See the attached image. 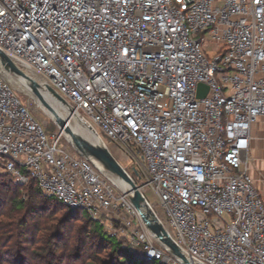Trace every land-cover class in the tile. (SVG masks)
I'll use <instances>...</instances> for the list:
<instances>
[{
	"label": "built area",
	"instance_id": "2783aa9c",
	"mask_svg": "<svg viewBox=\"0 0 264 264\" xmlns=\"http://www.w3.org/2000/svg\"><path fill=\"white\" fill-rule=\"evenodd\" d=\"M0 50L123 161L138 158L145 178L118 164L191 264H264V197L248 169L252 127L264 118V0H0ZM17 91L0 72V175L36 180L101 226L119 222L112 234L150 263L187 264L64 141L70 119L49 131L54 118Z\"/></svg>",
	"mask_w": 264,
	"mask_h": 264
},
{
	"label": "trees",
	"instance_id": "16d2710c",
	"mask_svg": "<svg viewBox=\"0 0 264 264\" xmlns=\"http://www.w3.org/2000/svg\"><path fill=\"white\" fill-rule=\"evenodd\" d=\"M0 72L9 76L1 64ZM78 152L83 156L88 153ZM124 174L121 175L123 180L133 189L132 182ZM24 192L27 198L22 197ZM44 202L49 204V209L38 208ZM54 208L65 210L71 220L78 215L86 221L79 231L84 237L62 241L61 225L55 223L51 214L44 215ZM80 212L44 194L32 178L22 185L13 175L1 174L0 264H138V259H144L130 252L116 238L110 240L102 226L88 215L81 216ZM103 252H107L105 256ZM143 264L152 263L144 259Z\"/></svg>",
	"mask_w": 264,
	"mask_h": 264
},
{
	"label": "water",
	"instance_id": "95a60500",
	"mask_svg": "<svg viewBox=\"0 0 264 264\" xmlns=\"http://www.w3.org/2000/svg\"><path fill=\"white\" fill-rule=\"evenodd\" d=\"M0 64L8 73V75L14 80L16 85L19 87L20 91L27 97L34 100L40 106L50 108V109H59L63 112H66L69 117L74 118L80 125H82L86 132V143L88 146V153L84 156L90 157L97 167V169L108 179L110 180L120 191L127 194L129 200L138 210L143 222L146 227L152 232L158 241L171 251L175 256L185 261L187 264H191L184 254L181 252L178 245L172 240L166 228L164 227L161 220L157 217L155 212L144 202L143 196L139 191H135L136 187L131 179L127 176L126 172L118 166H113L111 168L108 166L97 154V146L95 141L92 139V135H96L95 129L84 119V117L75 112V110L65 101L57 98H53L45 93L39 91L38 89L31 88L27 85L25 77L22 76V71L13 63L11 58L0 50ZM209 91V87L205 84H200L198 89L197 96L199 98L205 97ZM65 120H63L62 128L65 126ZM67 127L65 129H68ZM71 142L73 145L76 144V139L74 135H71ZM77 149V148H76ZM78 152V149L76 150ZM79 153V152H78ZM119 168V169H118ZM124 175L132 182L133 189L127 186L122 176Z\"/></svg>",
	"mask_w": 264,
	"mask_h": 264
},
{
	"label": "rangeland",
	"instance_id": "374dc122",
	"mask_svg": "<svg viewBox=\"0 0 264 264\" xmlns=\"http://www.w3.org/2000/svg\"><path fill=\"white\" fill-rule=\"evenodd\" d=\"M207 44H208V41H205L203 43L204 49H206ZM210 50H212L211 47H209V51ZM208 54H211V53L208 52ZM22 76L25 77L28 81H31L33 84H35L37 89L43 88L47 95H49L53 98L63 99L62 96L56 90H54L52 88L45 87L44 79L41 76L37 75L36 73H34L32 71H25V73H24V71H23ZM15 86H16V84H15ZM18 91H17L18 94L19 93L21 94L20 89H18ZM20 97H21L22 101L28 106H36V104H37L34 100H32L31 98H29L23 94H21ZM39 113H40L41 118H43V119H49V116H52L54 118V121L51 120V122L48 126V130L51 132H55L58 129H61L62 125H63V120H66V118H67L66 116H64L65 114H61V113L55 111L54 109H50V108H46V107H43L42 110H39ZM97 132L98 131H96V135H95V143H96L97 148H99L102 151H107L113 166L114 165L118 166L119 165L118 160L123 161L124 158H121L116 153V151H115L116 149L114 148V143L110 139H108L102 135L100 136ZM71 135H74V137L76 139V144H74V145H73V142H71ZM64 141L70 143V145L73 146V148L75 150L78 149L82 153L88 152V146H87V143L85 140V135H84L83 131L81 130V128L77 125L75 120H73L71 126H69V128L66 130L65 136H64ZM250 160H251V158H250ZM131 161H126V162L123 161V163L126 166H129L130 170L132 169V167H136L137 170L139 171V175L142 178H145L144 171H143L141 165L138 163V158L135 156ZM145 195L150 202H159L160 201V199L156 196V194L154 193V191L152 189L147 190L145 192ZM25 196H26V193L24 192L22 197L27 198ZM144 202H145V199H144ZM49 207H50L49 204H47L45 202L39 204V206H38V208L44 209V210L49 209ZM48 214H51V216L55 220V223H59L61 225V231L63 232L62 241H66L69 237H71L73 239V241L76 240L77 238L84 237V235L80 234L79 231L81 229H83V226L86 224V221L79 218L78 215L75 216V219L71 220L65 214V210H62L59 208H54L53 210L50 209L44 215H48ZM80 214H81V216H87L88 211L86 209H83V210H81ZM93 222H96L98 225L101 226V224L98 221L93 220ZM108 224H109V226H106V225L102 226L103 231L107 235H111L109 237L110 240H112L113 238H116L117 240L122 242L123 245L125 246L126 245V238L122 237L120 234H118L116 236H114L112 234L114 227L115 228L120 227V223L111 221V223H107V225ZM150 235L155 240V236L153 235L152 232H150ZM155 241L157 242V245L159 247L163 248V245L159 241H157V240H155ZM106 253L107 252H103L102 255L105 256ZM137 263L143 264L144 259H138ZM152 264H159V262L154 261Z\"/></svg>",
	"mask_w": 264,
	"mask_h": 264
},
{
	"label": "crops",
	"instance_id": "0c3cea01",
	"mask_svg": "<svg viewBox=\"0 0 264 264\" xmlns=\"http://www.w3.org/2000/svg\"><path fill=\"white\" fill-rule=\"evenodd\" d=\"M251 135L252 143L248 154V169L264 197V118L259 119L253 125Z\"/></svg>",
	"mask_w": 264,
	"mask_h": 264
},
{
	"label": "bare ground",
	"instance_id": "6f19581e",
	"mask_svg": "<svg viewBox=\"0 0 264 264\" xmlns=\"http://www.w3.org/2000/svg\"><path fill=\"white\" fill-rule=\"evenodd\" d=\"M10 81H11V83H13V85L15 86V82H13L14 80L10 77V76H8L7 77ZM25 80H26V82H27V85L29 86V87H31V88H34V89H37V87L35 86V84H33L31 81H28L26 78H24ZM13 80V81H12ZM15 83V84H14ZM17 86V85H16ZM17 88L19 89V87L17 86ZM47 95V94H46ZM55 111H57V112H59V113H61V114H65L64 116H66L67 118L66 119H70V126H71V124H72V122H73V120H75L74 118H72V117H69V115L66 113V112H63L62 110H59V109H54ZM65 118V117H64ZM75 122L77 123V125L81 128V130L83 131V133H84V135H85V138H86V132H85V129H84V127L82 126V125H80L76 120H75ZM92 139L95 141V135H92ZM97 154H98V156L108 165V166H110L111 168H113V164H112V162H111V160H110V157H109V154H108V152L107 151H102V150H100L99 148H97Z\"/></svg>",
	"mask_w": 264,
	"mask_h": 264
}]
</instances>
